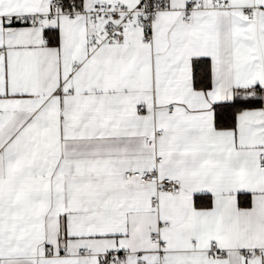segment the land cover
<instances>
[{
    "label": "snow or ice",
    "instance_id": "obj_1",
    "mask_svg": "<svg viewBox=\"0 0 264 264\" xmlns=\"http://www.w3.org/2000/svg\"><path fill=\"white\" fill-rule=\"evenodd\" d=\"M0 264H264V0H0Z\"/></svg>",
    "mask_w": 264,
    "mask_h": 264
}]
</instances>
